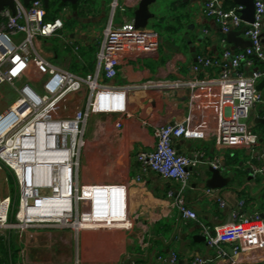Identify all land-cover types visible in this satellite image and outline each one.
<instances>
[{
    "label": "built area",
    "instance_id": "built-area-1",
    "mask_svg": "<svg viewBox=\"0 0 264 264\" xmlns=\"http://www.w3.org/2000/svg\"><path fill=\"white\" fill-rule=\"evenodd\" d=\"M14 1L15 12L6 7L0 13V88L9 86L18 96L0 111V173L5 174L6 181L9 177L14 182L18 205L12 212L11 195L5 199L0 195V238L11 231L23 233L33 227L111 230L128 222L130 186L122 182L86 183L81 162L82 153L89 146V118L118 115L121 119L113 127L123 128V119L131 116L132 93L189 89V105L195 110L199 89H219L215 136L220 147L251 149L257 144V136L244 120L256 106L264 109V96L257 90L259 81L264 79V69L248 77L240 68L255 60L264 64V0H254L253 24L243 20V6L226 9V0H206L205 16L213 19L223 33L246 26L245 34L251 42V47L243 51H225L223 62L204 58L192 68L199 74L202 68L217 67V78L150 79L124 85L113 84L119 68L126 62L156 54L162 43L158 33L135 27L131 12L137 4L130 6L126 1L113 0L96 68L80 76L53 64L52 56L44 51L43 41L58 37L65 29L64 21L49 20L42 0L29 5ZM69 44L77 54L80 48L73 41ZM191 119L193 111L180 122L160 123L155 131V150L137 155L144 171L179 184L178 193L171 192L170 197L176 195L172 208L178 210L185 224L198 221V214L183 194L205 157L201 152L188 156L176 149L175 141L189 135ZM204 163L214 169L222 168L218 159ZM255 173L264 176V168H256ZM208 194L212 195L211 190ZM219 202L223 206V201ZM234 219L239 220L235 226L219 227L216 235L204 227L208 245L221 257L227 255L223 244H235L234 253L239 255L249 236L263 234L260 213L251 217L234 213ZM171 263H177L176 253L172 254ZM194 264L206 262L197 259Z\"/></svg>",
    "mask_w": 264,
    "mask_h": 264
},
{
    "label": "crops",
    "instance_id": "crops-1",
    "mask_svg": "<svg viewBox=\"0 0 264 264\" xmlns=\"http://www.w3.org/2000/svg\"><path fill=\"white\" fill-rule=\"evenodd\" d=\"M120 1H126L130 6H138L140 2ZM112 2L80 0L78 5L60 3L53 6L71 9L81 26L71 39L77 47H83L87 52L95 50L97 55ZM205 2H158L152 12L156 15L154 20L166 24L167 38L159 35L162 43L156 54L124 63L113 84L139 83L150 79L194 81L217 78V67L202 68L199 74H195L192 68L204 58L223 62L225 51H243L245 44L235 45L228 41L227 34L219 25L205 16ZM224 6L226 9L237 7L234 0H226ZM174 16L178 19L174 20ZM245 33L241 38L248 41ZM233 49H236L235 52ZM93 61L94 68L84 64L87 72H82L86 75L95 70L96 56ZM65 69L69 70L68 67ZM263 69L264 64L259 60L252 65L244 63L240 68L248 77ZM77 75L83 76L81 73ZM263 81L260 80L258 85ZM259 92L264 96V88ZM189 94V89L130 94L131 116L123 119L121 129L113 127V123L121 119L118 115L90 117L86 130L89 146L82 153L83 178L86 183L122 182L129 185L128 222L111 229L113 231L105 228L76 231L58 226L33 227L23 233L11 231L4 238L12 239L17 252L15 264H172L173 253L177 254L176 264H194L197 259L206 264H264V231L259 236H249L239 255L234 253L235 244H223L222 249L227 255L222 257L208 245V237L204 234V227L216 235L219 227L235 226L239 220L234 219V213L248 217L260 213L264 220V176L255 173L256 168H264V124L255 123L257 119H264V109L261 105L256 106L244 120L257 136V144L251 149H224L215 136L216 118L220 111L219 89H199L195 110L190 108ZM192 111L190 133L184 139L176 140L175 146L181 154L192 156L201 152L205 157L183 194L186 203L198 214V221L185 224L178 210L172 208L176 195L170 197L171 192L178 193L179 184L144 171L137 155L155 150V131L160 123L180 122ZM217 159L222 166L221 173L229 179V183L222 189L212 190L206 187L211 174L209 165L204 162ZM208 190L212 195L208 194ZM219 200L223 201V206ZM197 237L199 240H195Z\"/></svg>",
    "mask_w": 264,
    "mask_h": 264
},
{
    "label": "rangeland",
    "instance_id": "rangeland-1",
    "mask_svg": "<svg viewBox=\"0 0 264 264\" xmlns=\"http://www.w3.org/2000/svg\"><path fill=\"white\" fill-rule=\"evenodd\" d=\"M70 7V6H69ZM50 14L49 20H53L56 18H61L65 23V29L58 33V37L51 38L44 42V51L47 54L52 53L51 62L56 66L68 67L72 73L86 75V72H82L85 70L84 64H89L93 62L96 55V51L87 52L85 48H80V50L75 54L73 48L74 46H70L69 43L73 41L71 39L72 34H76L78 29L81 27L79 24V20L73 17V12L71 9L67 7H57L50 6L48 9ZM78 16V15H77ZM118 20V15H117ZM75 19V20H74ZM174 20L178 19L177 16L173 17ZM166 24L158 22L157 20H152L148 27L149 30H152L158 33L160 36L167 38L166 33ZM66 41V43H65ZM56 54L55 55H53ZM95 66V64H94ZM87 69V68H86ZM17 94L15 91L9 86H3L0 88V111L5 110L8 106H10L17 98ZM0 189L2 194H10L12 197V212L15 211L18 205V191L16 190V186L11 178L8 177V181L5 180V174L0 173ZM109 231V230H108ZM106 231V232H108ZM113 231V230H111ZM104 232V231H103ZM105 234V233H104ZM106 235V234H105Z\"/></svg>",
    "mask_w": 264,
    "mask_h": 264
},
{
    "label": "water",
    "instance_id": "water-1",
    "mask_svg": "<svg viewBox=\"0 0 264 264\" xmlns=\"http://www.w3.org/2000/svg\"><path fill=\"white\" fill-rule=\"evenodd\" d=\"M26 5H29L31 2L36 0H22ZM47 9L50 8V2L52 0H42ZM62 5L72 4L78 5L80 0H60ZM160 1L163 0H140V3L136 10L134 11L135 27L137 29H148L150 22L155 19L156 15L152 12V8ZM237 6H243V20L248 24H253L255 20V2L254 0H234ZM8 7L13 12H15V1L14 0H0V13ZM77 13V11L75 12ZM247 27H243L241 31H232L227 34V39L230 43L235 45H240L244 43V49L251 47V42L241 38L246 32ZM236 49H233L235 52ZM264 88V81L257 86L258 91H261ZM255 123H263L264 119L255 120ZM209 173L211 174L210 179L207 180L206 187L208 189L217 190L226 187L229 183V179L225 178L221 173V170L214 169L209 166ZM264 217V216H263ZM204 239V238H203ZM199 240V237L195 238ZM205 240V239H204Z\"/></svg>",
    "mask_w": 264,
    "mask_h": 264
},
{
    "label": "trees",
    "instance_id": "trees-1",
    "mask_svg": "<svg viewBox=\"0 0 264 264\" xmlns=\"http://www.w3.org/2000/svg\"><path fill=\"white\" fill-rule=\"evenodd\" d=\"M94 61L88 67L94 68ZM87 72V70H85ZM17 252L13 247V242L4 237L0 239V264H15Z\"/></svg>",
    "mask_w": 264,
    "mask_h": 264
},
{
    "label": "flooded vegetation",
    "instance_id": "flooded-vegetation-1",
    "mask_svg": "<svg viewBox=\"0 0 264 264\" xmlns=\"http://www.w3.org/2000/svg\"><path fill=\"white\" fill-rule=\"evenodd\" d=\"M61 1L60 0H52L50 2V6H53V5H60Z\"/></svg>",
    "mask_w": 264,
    "mask_h": 264
},
{
    "label": "bare ground",
    "instance_id": "bare-ground-1",
    "mask_svg": "<svg viewBox=\"0 0 264 264\" xmlns=\"http://www.w3.org/2000/svg\"><path fill=\"white\" fill-rule=\"evenodd\" d=\"M0 193H1L0 195L3 197V199H5V198H7V197H8V195H7V194H5V195H3V194H2V191H1V189H0Z\"/></svg>",
    "mask_w": 264,
    "mask_h": 264
}]
</instances>
